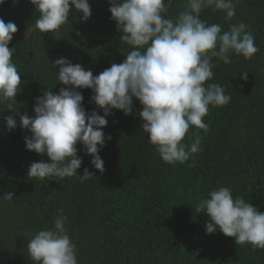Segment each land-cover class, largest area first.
I'll return each instance as SVG.
<instances>
[{
    "label": "trees",
    "instance_id": "1",
    "mask_svg": "<svg viewBox=\"0 0 264 264\" xmlns=\"http://www.w3.org/2000/svg\"><path fill=\"white\" fill-rule=\"evenodd\" d=\"M89 3L88 21L81 23L82 13H75L59 37L35 28L39 13L29 0L0 5V18L18 28L9 47L23 82L13 105L21 114L34 116L35 97L65 87L52 64L56 59L67 57L95 76L132 50L119 40L122 33L111 19L108 0ZM165 3V18H174L186 0ZM201 19L222 30L245 22L260 51L251 60L232 55L230 64L213 58L214 77L207 83L221 85L231 101L209 107L207 133L190 128V134L201 135L203 151L182 165L165 163L149 143L138 116L142 105L134 100L133 115L114 109L107 117L103 132L112 139L99 153L103 173L78 144L83 162L75 176L58 181L29 177L30 164L48 157L26 150L25 137L31 133L19 127V117L16 129H6L3 118L13 112L7 103L0 104V261L33 264L29 240L53 228L62 210L78 264H264V249L237 245L219 229L206 234L209 217L195 210L211 190L228 187L234 199L242 197L264 212V0H239L231 21L212 9H205ZM242 73L248 74L246 81ZM80 91L86 112L95 109L103 115L90 101L92 91ZM85 168L92 175L82 182ZM8 191L15 195L11 201L2 198Z\"/></svg>",
    "mask_w": 264,
    "mask_h": 264
},
{
    "label": "clouds",
    "instance_id": "2",
    "mask_svg": "<svg viewBox=\"0 0 264 264\" xmlns=\"http://www.w3.org/2000/svg\"><path fill=\"white\" fill-rule=\"evenodd\" d=\"M6 0H0L3 5ZM19 4V0H12ZM171 0H169V3ZM39 17L35 28L43 33L60 36L70 16L82 13L80 22L92 15L89 0H29ZM111 19L122 35L119 40L132 50L125 59L113 63L98 75L83 65L73 64L67 57L52 62L57 68L59 93L45 90L34 99V116L13 107L21 91V75L13 63L9 43L18 31L17 25L0 18V104L7 103L12 115L4 116L6 129L19 127L31 133L25 137L26 150L46 155L48 160L32 162L27 176L39 180H63L77 174L82 165L77 145L92 157L90 163L101 173L105 171L100 151L106 141L103 128L107 117L120 110L125 116L134 114V100L142 105L138 112L141 129L148 134L149 143L161 159L170 165L184 164L203 151L199 132H208L204 117L209 107L226 106L231 96L216 83H207L214 77L213 58L225 64L232 55L253 59L260 51L249 26L238 21L222 30L220 24H208L201 19L205 9L224 15L226 21L236 17L239 0H186L184 10L174 18H165V0H108ZM70 5L72 7H70ZM248 74L241 78L247 80ZM89 89L97 110L86 112L80 90ZM187 135V142L185 137ZM92 174L85 168L80 179ZM13 192L2 198L11 201ZM197 213L209 217L206 234L219 229L235 238L237 245L251 244L253 249H264V212L258 211L242 197L234 199L232 190L219 187L211 190L196 206ZM62 212V210H60ZM57 213L54 227L37 232L28 242L27 251L33 264H78L76 245L66 228L67 217Z\"/></svg>",
    "mask_w": 264,
    "mask_h": 264
},
{
    "label": "rangeland",
    "instance_id": "3",
    "mask_svg": "<svg viewBox=\"0 0 264 264\" xmlns=\"http://www.w3.org/2000/svg\"><path fill=\"white\" fill-rule=\"evenodd\" d=\"M0 264H5V263H3V261H0Z\"/></svg>",
    "mask_w": 264,
    "mask_h": 264
}]
</instances>
